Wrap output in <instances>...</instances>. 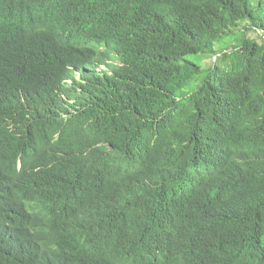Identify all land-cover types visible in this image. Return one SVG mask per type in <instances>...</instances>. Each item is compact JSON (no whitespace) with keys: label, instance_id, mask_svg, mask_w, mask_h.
Masks as SVG:
<instances>
[{"label":"trees","instance_id":"1","mask_svg":"<svg viewBox=\"0 0 264 264\" xmlns=\"http://www.w3.org/2000/svg\"><path fill=\"white\" fill-rule=\"evenodd\" d=\"M152 1L137 31L160 35L161 48L137 60L126 101L99 109L108 114L97 138L109 135L113 151H100L98 170L104 176L139 138L150 142L145 154L168 148L159 200L113 197L104 179L86 172L95 157L35 154L18 170L12 118L29 113L22 100L47 86L63 54L38 36L0 43V264H264V151L251 156L255 183L240 203L232 177L240 167L221 156L223 137L235 141L252 128L264 139V0ZM239 26L232 50H217ZM250 31L260 32L258 41ZM216 55L211 66L201 64ZM193 151L217 171L205 182V202L227 205L211 200L217 214L191 202L177 207L195 190L185 174ZM168 242L179 249L159 254Z\"/></svg>","mask_w":264,"mask_h":264},{"label":"clouds","instance_id":"2","mask_svg":"<svg viewBox=\"0 0 264 264\" xmlns=\"http://www.w3.org/2000/svg\"><path fill=\"white\" fill-rule=\"evenodd\" d=\"M152 4V0H0V43L38 36L45 46L63 54L47 86L30 91L29 98L22 100L29 105V113H14L12 118L9 139L18 170L35 154L76 156L77 160L95 157L86 172L93 179H104L103 188L119 201L130 197L160 199L169 177L165 173L168 148L145 154L150 142L139 138L106 165L104 176L98 170L100 151H113L109 135L97 138L99 122L108 114L99 109L111 100H117L118 106L126 101L130 94L126 84L133 80L137 60L143 61L145 55L157 54L161 48L160 35L145 38L137 31L140 16ZM258 151H264V139L257 138L252 128H246L235 141L223 137L222 158H230L240 167V175L232 173L236 185L233 196L238 203L250 190L246 184L255 183V158L251 156ZM198 157L193 151L192 165L185 171L187 185L195 190L187 191L177 207L191 202L209 215L212 210L217 214L219 206L213 202L211 208L209 202L217 199L221 205L226 203L215 197L205 202L209 192L206 179L216 177L217 171L205 159L199 162ZM88 184H92L90 180ZM202 185L205 188L199 190ZM74 187L78 189L75 183ZM108 223L113 228V221ZM177 242H168L158 253L178 250Z\"/></svg>","mask_w":264,"mask_h":264},{"label":"rangeland","instance_id":"3","mask_svg":"<svg viewBox=\"0 0 264 264\" xmlns=\"http://www.w3.org/2000/svg\"><path fill=\"white\" fill-rule=\"evenodd\" d=\"M239 25H242L243 26V25H246V23H240ZM242 26H239V27L235 28L234 30L237 31V33L234 34V35H231V36L227 37L226 39H223L219 44L216 45V49L217 50L218 49H224L225 51L232 50L231 49L233 47L232 45L238 39V37H239L238 31H242ZM247 37H249L251 39L257 40L256 34H254L251 31L247 33ZM214 61H215V56H205L204 57V60L201 61V64L203 66L204 65L211 66L214 63Z\"/></svg>","mask_w":264,"mask_h":264},{"label":"bare ground","instance_id":"4","mask_svg":"<svg viewBox=\"0 0 264 264\" xmlns=\"http://www.w3.org/2000/svg\"><path fill=\"white\" fill-rule=\"evenodd\" d=\"M6 30H8V29H6ZM70 132H72V131H70ZM141 145V144H140ZM138 147H140V146H138ZM111 191H114V188H112V189H110Z\"/></svg>","mask_w":264,"mask_h":264}]
</instances>
